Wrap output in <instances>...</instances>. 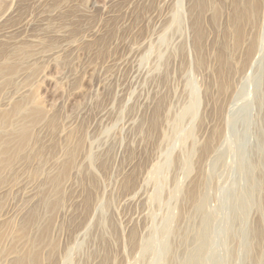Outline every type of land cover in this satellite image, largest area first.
Returning a JSON list of instances; mask_svg holds the SVG:
<instances>
[{
  "label": "rangeland",
  "instance_id": "obj_1",
  "mask_svg": "<svg viewBox=\"0 0 264 264\" xmlns=\"http://www.w3.org/2000/svg\"><path fill=\"white\" fill-rule=\"evenodd\" d=\"M228 2L216 25L202 15L199 64L191 0H0V55L30 53L0 86V112L32 98L45 114L2 172L0 251L36 209L27 235L47 224L42 264H252L264 224V0L227 54L221 91ZM78 141L51 217L38 199Z\"/></svg>",
  "mask_w": 264,
  "mask_h": 264
},
{
  "label": "bare ground",
  "instance_id": "obj_2",
  "mask_svg": "<svg viewBox=\"0 0 264 264\" xmlns=\"http://www.w3.org/2000/svg\"><path fill=\"white\" fill-rule=\"evenodd\" d=\"M191 1L193 2L192 3L193 6H192V8L190 7V9H192V14H191L192 18H193V25L192 26H194V28H193L194 29L193 30L194 31V47H195V50H196L197 55H198V60L200 62L199 64H201V60H202L201 59L202 58L201 57V55H202L201 54L202 53L201 48H202V46L200 43L202 41L201 39H202L203 34H204L203 33L204 31L201 29L203 27L202 15L205 11L208 12V10H209L211 12L210 13L211 14L210 22H211V24L216 25L219 17L222 14V11L224 8V3H223V0H191ZM228 1H229L228 2L229 6H230V12L228 14V19H227V23H226V27H225L226 32L224 34L223 42L220 43V45H219V52L217 55V59L219 62V63L217 62L219 65V69H218L219 78L217 75V83L219 82V88L220 89H218V90H221V91H222V89L225 88L224 86L226 85V83H228V81H226L227 79L225 76L230 73L229 71H231L230 69L232 67L231 64H230L231 67L229 66L230 59H228V58H231V56L228 57L227 54L230 53V51H232V53H233L234 51H236V50H234L236 48L239 49L238 47H240V45L244 39V36H245L246 26L247 27L253 26L254 19H255V17H257V15L259 14V12L261 10L260 4H262L260 2V0H228ZM201 25H202V27H201ZM254 26L256 27V25H254ZM0 37H2V36H0ZM227 37L230 38L231 45H228L226 42H224ZM250 41H251V43L248 44L247 54L253 50L252 48H254V46H253L254 39L250 40ZM100 42H102V40H100ZM71 44H73V43H71ZM255 44L256 43H254V45ZM23 46H26V45H23ZM25 48L24 49L23 48L16 49L17 51H14L15 48H13L11 53L13 51H14V53H12L11 55L9 54L11 56V58H10V56H8V54L1 53L0 57H2L3 61L1 60L2 63H0V86L3 84V85H6V87L10 88V85L13 84V83L10 84V82L13 81V79H14L13 76H16L18 74V70H19L18 67H20L18 65H21V64L17 63L18 65L16 66V64H15L16 63L15 61L18 59V55H20L19 53H22L20 55V56H22L23 51H26L25 54L30 56L29 55L30 53H27L28 52L27 48L26 49ZM255 48H256V46H255ZM5 51H7V50H5ZM29 52H31V50ZM32 53H35V52H32ZM32 53H31V56L34 55V54L32 55ZM25 54L23 56H25ZM42 56L43 55H41V57ZM14 58H15V60H14ZM19 58L22 59L21 57H19ZM20 59H18V60H20ZM18 62H20V61H18ZM227 87L228 86H226V89H227ZM4 88L1 87V89H4ZM22 93H25V92H22ZM219 94H223V92H219ZM23 99L24 100H22V102L17 101V103H14L10 107L9 110H6L4 112H0V188H1L0 190L3 189V187H1V186L5 185V184L1 185L4 181V179L2 177L3 170L6 171L8 168L13 167L14 162H16V160L19 157H21L22 154H24L26 152L28 145H30L29 144L30 141H32L31 139H33L31 136L33 128L34 127L38 128L36 125L39 124L38 126H40L43 123L42 120L45 117L44 112H42L43 110L41 109L42 106L40 103L35 102L34 100H33L34 101V103H33L32 98H31V101H30V98L28 100H25V98H23ZM51 117L48 119L50 126L54 125V123H55V120L53 121V118H51ZM154 118H156V114H155ZM153 121H155V119H153L152 122ZM40 122H42V123L40 124ZM153 123H155V122H153ZM153 123H152V125H153ZM52 128H53V126H52ZM77 143H79V145L75 144L76 146L74 145L75 147L72 148V150H68V151L64 150L66 159L62 160L63 163L61 165L60 170H58L57 174H55L54 176H51L50 178L47 179V183L49 182L48 184H50L51 192L49 190L50 193H48V191H47V193L41 194L40 198L38 199L39 202L37 201L38 203L41 204V206L43 205L42 207H44L46 210H48V212H49V213L47 212L48 214L53 213V211L55 212V208H58L57 206L59 205V203H61V202H59L60 200L58 197L60 195V193H58V192H60V190H59L60 187L59 188H56V187L59 186L61 181H64L66 179L68 168H70V166L72 165V163H71L72 158L75 159L76 154H74V153H75V151L77 153L79 152L80 148H78V147L80 146V142L78 141ZM207 148H208V146H205L203 149V152L208 151ZM209 148H210V146H209ZM28 149H30V148H28ZM74 159H73V161H74ZM125 187H127V186L125 185ZM55 188H56V190H53ZM193 191H194V189H193ZM43 192H45V191H43ZM40 193H42V191L41 192L39 191V194ZM56 193L59 195L57 196ZM188 193H189V194H187L188 197L190 199L192 197L191 200H193L192 206H194L195 208L201 209V207L203 205L202 204L203 203L202 202V193L198 194L197 191H195V192L189 191ZM190 193L191 194L194 193V196L192 195L190 197L189 196V195H191ZM195 194H198V195H195ZM84 203H85V205H87L88 197L85 198ZM1 206L2 205L0 202V209H1ZM30 211H28L29 214L27 213L28 215L25 216V218L23 219V223L20 224V226H18L19 228L16 227L15 230L10 232L9 236H10L11 242L13 244H12V246H10L11 245L10 244L9 245L10 247L7 250H5V251L3 250V252L0 251L1 252L0 264H4V262L12 256L13 257L10 258V261L7 260L8 261V263L6 262L7 264H42V262L40 260V256H39V251H40L39 249H40V246L43 244V239L45 240L44 237H46V235H47L48 226H46L47 224L45 222L46 225H45V227L43 226L44 227L43 229H41L40 235L39 236L37 235L38 238L35 237L33 239H29L28 235H27V229H28V227H30L31 224L35 223L36 219H38V213L36 212V209H34V210L30 209ZM51 215H53V214H50L49 216H51ZM4 216H2V217H4ZM2 217H0V218H2ZM4 218L7 219L6 217H4ZM48 218H50V217H48ZM49 221H50V219H49ZM260 221L261 222H260L259 227L256 230L254 229L255 231L253 233V238L255 239V243L253 242L254 244L252 245V248H251V250L254 253L252 264H260L262 262V260L264 259V224H263L262 220H260ZM3 222H5V224H6V221H3ZM0 223H2V222H0ZM0 226H1V224H0ZM8 226H11V225H8ZM1 227H0V239L4 235L3 229ZM11 228H14V227L11 226ZM133 236L134 235L132 233V236H130V238L132 237L131 240L133 239ZM254 239H252V240H254ZM44 242H46V241H44ZM256 242H257V244H256ZM49 243L50 242H47L45 245H46V247L47 246L49 247L48 248L49 254L54 255V254H52L54 251V248ZM0 245H1V242H0ZM254 246L256 248H253ZM20 247H22V248H20Z\"/></svg>",
  "mask_w": 264,
  "mask_h": 264
}]
</instances>
